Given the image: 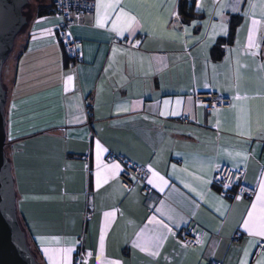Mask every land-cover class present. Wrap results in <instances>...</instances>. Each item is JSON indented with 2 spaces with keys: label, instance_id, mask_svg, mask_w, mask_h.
<instances>
[{
  "label": "crops",
  "instance_id": "crops-1",
  "mask_svg": "<svg viewBox=\"0 0 264 264\" xmlns=\"http://www.w3.org/2000/svg\"><path fill=\"white\" fill-rule=\"evenodd\" d=\"M183 1L121 0L120 6L141 21L134 33L121 36L111 30L115 13L104 27L96 26L94 0V11L81 14L71 27L83 40L84 57L77 64L71 63L59 38L60 18L52 0L28 3L29 22L2 78L17 212L41 264H77L82 237L94 251L88 264H240L245 248L250 252L248 264H256L264 251H257L256 241L262 238L243 227L253 203L259 212L256 197L264 182V139L259 138L264 131V72L259 70L264 43L257 58L244 53L250 18L243 15L248 10L243 0L240 12L231 10V0H186L202 14L190 20L184 19ZM99 2L103 15V5L112 0ZM221 2L227 5V35L218 27L214 34L212 28L221 23L214 14ZM253 3V18L261 19L264 0ZM42 9L46 12L40 14ZM237 59L246 65L240 68V94H247V101L233 99ZM69 75L71 86L66 84ZM206 82L211 87L204 88ZM202 89L230 95L237 107L207 109L194 98ZM177 100L182 103L177 105ZM241 104L250 110L251 139L238 134L243 130L237 127ZM171 111L180 114L161 115ZM97 141L107 149L99 154L100 167ZM110 151L146 165L161 200L148 207L141 181L124 188L122 165L107 158ZM237 153H246L247 159ZM111 164H119L120 170L113 173L105 167ZM221 164L245 167L255 195L223 194L212 183ZM153 172L167 184L161 187ZM89 199L93 205L86 219ZM158 221L171 231L161 229ZM193 223L198 225L197 246L181 236ZM157 231L166 236L157 256L134 246ZM67 247L73 250L65 259L61 250Z\"/></svg>",
  "mask_w": 264,
  "mask_h": 264
},
{
  "label": "snow or ice",
  "instance_id": "snow-or-ice-1",
  "mask_svg": "<svg viewBox=\"0 0 264 264\" xmlns=\"http://www.w3.org/2000/svg\"><path fill=\"white\" fill-rule=\"evenodd\" d=\"M243 2H246L248 5V10L243 13L245 17L250 18V28L248 32V38H247V44L244 48V53L246 55L252 56L254 59L261 55V48L262 43H264V4L261 5V19H255L253 17L256 16V4L253 3V0H243ZM121 0H112L111 3L103 5L104 12L103 15H101L100 9H101V3L99 0H97L96 8H97V16H96V26L97 27H104L108 22L112 15V13H115V18L111 19V30L116 32L117 35H123L125 32L134 33L135 30L140 27L141 21L137 18V15L132 14L131 11L126 10L125 7L120 6ZM242 3V0H231V10L233 12H240L241 9L239 5ZM198 8L201 7V5H197ZM227 7L226 4L221 2L220 4V11H216L214 14L216 16L221 17V23L217 26L216 24L212 25V28L214 30L219 28V31L223 33L224 35H227V23L224 18L223 14V8ZM173 16H175L177 19H179L178 13L173 11ZM40 21H38L39 23ZM167 23V22H165ZM195 21L193 22V27L195 26ZM185 32H188L189 29L185 28ZM259 33V36L257 35ZM35 39V37H34ZM139 41H136V44H139ZM114 52L117 50L114 49ZM234 51V50H233ZM237 63V69L236 74L234 77V87L236 88V95L234 96L235 101H247L250 99V97L247 94L241 95L240 94V80H241V73L240 68L246 67V65H241L239 59L236 61ZM259 70L261 72H264V63L259 64ZM73 77L69 75L67 77L66 84L68 86H71ZM204 88H209L211 85L209 83H204ZM170 102L164 101L165 106H167ZM182 101L177 100L176 104H181ZM202 106H206L203 104V101L200 102ZM15 108V105L12 106ZM230 107L236 108L237 105L235 103L231 104ZM215 111V109H214ZM249 109L247 105L241 104L239 107L240 115H238L237 120L238 124L237 127L243 129L238 134L239 135H247L249 139L252 137V127L250 123V116H249ZM180 113L178 111H171V112H162L161 115H179ZM219 121H217L216 127H219ZM259 138L264 139V131H261ZM97 159H98V167H100L99 164V154L100 152L107 151V149L102 148L99 141H97ZM237 156H241L244 160L247 159L246 153H237ZM108 169H111L113 173H115L117 170H120L119 164H111L105 166ZM175 167V166H173ZM97 175V184L100 183V172L96 173ZM153 176L157 178L161 182V187L163 185L167 184V181L164 180L163 177H160L158 173L153 172ZM197 179H200L197 177ZM209 181H202V183H208ZM149 184H153V180L148 181ZM155 186V185H154ZM185 187H189L190 191H193L196 193V195L200 196L201 199H203V195L198 192L195 188H191L188 184H185ZM227 187V185H226ZM239 199V197H237ZM257 201L260 204L259 212H257V204H252V210L248 212L247 219L243 221V227L245 230L252 235L253 237H261L264 238V182L260 185V194L256 197ZM160 225L161 229H165L168 231H171V229L168 228L167 224H164L162 221L157 222ZM179 227V225H177ZM175 235V233H173ZM166 238L164 231H157L155 232L149 239L145 240L143 243L138 242L135 247H139L141 251H150V254L155 257L159 254V249L161 247V244L163 240ZM256 243H259V240L256 241ZM187 246L186 244L184 245ZM255 246V245H250ZM71 247H67L65 249H62L61 251L64 254L65 259H67V256L69 253L72 252ZM45 252L47 253V249H45ZM250 255L249 249H244V259L240 261V264H248L247 257ZM108 264H122L121 261H109ZM256 264H264V251L261 252L260 257L257 259Z\"/></svg>",
  "mask_w": 264,
  "mask_h": 264
},
{
  "label": "built area",
  "instance_id": "built-area-1",
  "mask_svg": "<svg viewBox=\"0 0 264 264\" xmlns=\"http://www.w3.org/2000/svg\"><path fill=\"white\" fill-rule=\"evenodd\" d=\"M54 14L60 18L58 35L62 41L72 64H77L83 60L82 44L83 40L76 36L71 27L78 22V18L83 13H92L94 11V0H52ZM194 98L197 103L206 105L207 109H217L228 107L232 103V97L223 94L220 91L207 89L196 90ZM109 160L120 161L122 167L119 173L121 185L130 189L136 183L141 181L144 186L145 204L148 207L154 206L162 198V195L149 184L150 169L146 165L128 160L121 153L108 152ZM245 167H233L228 164L216 165L212 175V183L219 187L225 195L236 197L238 195L253 197L256 193V186L245 179ZM227 185V187H226ZM92 199H89L87 209L85 210L86 219L91 216ZM240 232L235 237H239ZM181 236L184 241L192 246L199 244L198 225L190 224L181 230ZM264 250V238L259 240L257 251ZM94 256V251L84 245L83 237L77 250L76 263L88 264Z\"/></svg>",
  "mask_w": 264,
  "mask_h": 264
},
{
  "label": "water",
  "instance_id": "water-1",
  "mask_svg": "<svg viewBox=\"0 0 264 264\" xmlns=\"http://www.w3.org/2000/svg\"><path fill=\"white\" fill-rule=\"evenodd\" d=\"M30 0H0V264H41L28 241L17 212V193L12 163L6 150L7 87L3 67L14 49L16 37L29 22L24 12ZM202 17L189 8L184 19Z\"/></svg>",
  "mask_w": 264,
  "mask_h": 264
},
{
  "label": "trees",
  "instance_id": "trees-1",
  "mask_svg": "<svg viewBox=\"0 0 264 264\" xmlns=\"http://www.w3.org/2000/svg\"><path fill=\"white\" fill-rule=\"evenodd\" d=\"M25 8H26V7H25ZM187 8H189V9H191V10H194L193 5L188 6L187 1L184 0V1H183V4H182V11L184 12V10L187 9ZM24 12L27 14L26 9H24ZM44 12H46V11H44V9H42L41 12H40V14H43ZM6 143H7V142H6ZM32 250H33L34 253L36 254V251H35L34 249H32ZM36 256H37V254H36ZM37 258H38V257H37Z\"/></svg>",
  "mask_w": 264,
  "mask_h": 264
},
{
  "label": "rangeland",
  "instance_id": "rangeland-1",
  "mask_svg": "<svg viewBox=\"0 0 264 264\" xmlns=\"http://www.w3.org/2000/svg\"><path fill=\"white\" fill-rule=\"evenodd\" d=\"M29 5V4H28ZM26 6V8L25 9H27V8H29V6ZM19 36H20V34H18V36L16 37V41H15V45H14V49L12 50V52L10 53V55H9V57H8V61H9V59H10V57L12 56V54H13V52H14V50H15V47H16V43H17V41H18V39H19ZM6 150H7V145H6Z\"/></svg>",
  "mask_w": 264,
  "mask_h": 264
}]
</instances>
